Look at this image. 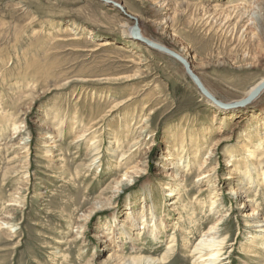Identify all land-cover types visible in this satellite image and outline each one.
<instances>
[{
  "label": "rangeland",
  "instance_id": "374dc122",
  "mask_svg": "<svg viewBox=\"0 0 264 264\" xmlns=\"http://www.w3.org/2000/svg\"><path fill=\"white\" fill-rule=\"evenodd\" d=\"M205 1L172 0L166 15L155 0H0V264H122L128 255L192 264V247L224 213L230 264H264V254L248 257L258 253L246 240L253 229L240 226L245 205L264 216V92L218 111L177 61L126 34L136 18L144 37L187 55L218 100H240L264 78L263 0ZM216 5L252 13L210 24ZM181 159L190 171L170 169ZM199 169L211 179H196ZM248 186L257 191L244 202ZM145 210L164 222L155 241L124 225ZM109 229L124 233L121 252Z\"/></svg>",
  "mask_w": 264,
  "mask_h": 264
},
{
  "label": "bare ground",
  "instance_id": "6f19581e",
  "mask_svg": "<svg viewBox=\"0 0 264 264\" xmlns=\"http://www.w3.org/2000/svg\"><path fill=\"white\" fill-rule=\"evenodd\" d=\"M155 1L156 2L160 1L164 5H166V9H165L166 15H167V13H169L171 11L173 12L174 8H172V6H173L172 0H155ZM207 1H210V0H207ZM156 2H154V3H156ZM262 3H264V0H263ZM184 8H186V7H184ZM257 11H259V9H257ZM248 13H252V9L248 12V11H246L244 6L235 5V6H231V7H228L226 9H224L222 6H217L216 5L212 9V13L207 16V20H208V23H210V24L212 23V24L223 26V25H225V21H222V17L224 15H226V17H225L226 19H229L228 17H230V19L232 17H237V21H240L242 18L248 17L247 16ZM205 14L207 15L208 13L205 12ZM166 18H167V16H166ZM170 19L171 18H169V20ZM165 24H167L166 21H165L164 25ZM155 29H156V31L157 30H161V31L164 32L163 23L162 24H157L155 26ZM130 30L128 29V31L126 33L127 35L130 34ZM233 30H234V28H233ZM233 30L230 31L229 33L232 34ZM251 34H252V39L254 38L258 42H261L262 38H261V36H260V34H259L257 29H254L253 31H251ZM140 35H141L142 38H146V37L143 36V34L141 32H140ZM130 38L132 39V41L138 42L134 38H132L131 36H130ZM146 39H148V38H146ZM150 41H152V40H150ZM152 42H154V41H152ZM154 43H157V42H154ZM157 44L161 45L160 43H157ZM172 52H174V51H172ZM174 53L179 55L176 52H174ZM179 56H181L185 61H187L186 63L190 64L189 60L187 59L188 58L187 55H185V56L184 55H179ZM199 81L201 82L200 79H199ZM263 83H264V78L259 80L258 82H256L254 85L248 87V89L244 92L242 99L237 100V101H231V102H222V101L218 100L202 83L203 87L208 91V93L216 101L220 102V105H217L216 103L210 101L209 99H207L203 95L202 96L204 97V99L206 100L207 103H209V104L213 103V105H215L214 108H217L218 111L222 110V109L231 110L233 108H240L239 106H235V105H232V104L234 102H239L241 100L247 99ZM262 92H264V89L259 93V95L254 100H256L260 96V94H262ZM249 104H247V105H249ZM241 107H243V106H241ZM234 113H235L234 111H229V114H231V115H233ZM253 118L255 119L256 117L254 116ZM85 133H87V132H83L82 134L77 136L76 139H80V138L84 137ZM92 141H95V140H92ZM97 144H98L97 141L92 142V144H91L92 149H91L90 153L91 154L93 153L92 155L98 156V145ZM128 151H129V148H128V150L126 149V152H121V154L118 156L119 160L116 163L117 165H121L122 163H126L125 161L128 158V157H126L127 156L126 154H127ZM255 157H256V155L255 154L253 155V152H252V154L249 153L248 156H247V160L249 161V163L252 162L251 166H250L252 169H257L258 170V164H260V161L256 162V164L253 163V161L255 160ZM171 160H173V159L171 158ZM171 164H173V166L170 169L173 170V171H181L182 170L183 172H185V171H190L191 170L190 163L189 162L188 163H184L182 161V159L179 160V162H177V163H171ZM203 167H206V166L202 165V168ZM232 167H233L232 164L229 165V167H228V168H231L229 174H233L234 172L237 173L235 168L233 169ZM248 167L244 170V172H245L244 174L248 176L247 179L250 178V175H249L250 168H248ZM260 175H261V177H260V180H259L258 187L259 186L263 187V185H264V172L261 173ZM176 176L177 175H175V177ZM209 176H210L209 173H205L202 169L201 170L199 169L198 170V176L196 177V179L200 180L199 177H201V178H208V180H209V179H211ZM170 177L174 178V175L170 174ZM171 180L174 181V179H171ZM251 189L252 188L249 187V186L246 187V189H243L242 187L240 188V190L242 191L240 194L244 195V198H246V200L244 202H249V199H248L249 196L248 195L250 193H254V192L257 191V190H255L254 192L253 191L251 192ZM163 190L170 191V188L168 187V185H166V186H164ZM232 191L233 190H231V192L227 193V195H231L233 193L236 194L238 190H234L233 192ZM102 192H105V191H102ZM231 198H232V196H231ZM209 200L211 202L210 203V207H211L210 210H215L217 208L216 202L213 201V199H210V198H209ZM241 204L244 205V203H241ZM239 208H241V207H239ZM239 208H237L236 210H238ZM245 208H246L245 211L242 212V215H241L240 226H241V228H243L245 230L253 229L252 235L249 236L246 240H247V242L250 243V248L251 249L258 250V253H255V254H251V252L248 251V253H249L248 257H259L260 258L261 254H264V216L261 213H259L256 209L252 208L249 205H245ZM225 214L226 213L222 214L221 217L222 216H224V217H222L221 220H218L217 222L212 224V226H210L208 228V230L200 237V239L192 247V250H191V257H192L191 259L193 260L192 264H230V253L232 252V249L229 250L228 256L227 255L224 256V255L227 254L226 253L227 249H230L231 246L234 245V243H232L230 245H228V243H227V239H229L231 237V233H225L223 235H221L219 233L220 224L227 221L228 215H225ZM229 217H231V216H229ZM127 218H128V220L126 221V223L124 225L130 231H141L143 229H146V231L148 232V235L151 237L152 241H155L156 239L159 238V233H160L159 226L160 225L163 226V224H164V222H162V219H160L159 222H158V220H156L152 216V214H150V217H149L148 215H146V210L141 213V216L139 218L140 219L139 223H138V221L135 220V217L133 216L132 213H129ZM239 230L240 229H238L236 231V234H238ZM114 231L115 230H110L109 229V232H108L107 236L109 234L112 235L109 238L110 244H112L114 246V250H119L121 252L122 249H123V244H121L120 242L122 241V235L124 236V233H122V234H121V232L120 233L119 232L118 233L117 232L114 233ZM117 240H119V242ZM133 241H137V238L133 239ZM255 246H259V247L257 248ZM116 253H118V252L115 251L113 253L114 257H118V255ZM168 253H170V249L166 250L165 255H167ZM128 256L129 257H126V258L122 257V260H121L122 264H157L159 262L158 260H156V259H154L152 257H149V256H132V255H128ZM261 261L264 262V260L262 258H261ZM246 264H249V263H246Z\"/></svg>",
  "mask_w": 264,
  "mask_h": 264
},
{
  "label": "water",
  "instance_id": "95a60500",
  "mask_svg": "<svg viewBox=\"0 0 264 264\" xmlns=\"http://www.w3.org/2000/svg\"><path fill=\"white\" fill-rule=\"evenodd\" d=\"M131 20L133 21V26L130 30V36L132 38H134L136 41L141 43L146 48L165 54L171 57L172 59H174L175 61H177L183 67L185 74L193 83V85L196 87V89L200 92V94L206 97L207 99H209L210 101L216 103L217 105H220V102L216 101L203 87L198 77L192 71L190 64L186 63L187 61H185L181 56L172 52L170 49H167L166 47L154 43L146 38H142L140 35L138 20L136 18H131ZM263 89H264V83L260 87H258L247 99L241 100L239 102H234L232 105L241 107L251 103Z\"/></svg>",
  "mask_w": 264,
  "mask_h": 264
}]
</instances>
